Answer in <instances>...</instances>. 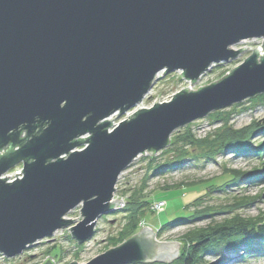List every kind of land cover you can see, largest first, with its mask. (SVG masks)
<instances>
[{"label":"water","instance_id":"obj_1","mask_svg":"<svg viewBox=\"0 0 264 264\" xmlns=\"http://www.w3.org/2000/svg\"><path fill=\"white\" fill-rule=\"evenodd\" d=\"M253 39L263 44L225 77L157 99L109 131L161 71H180L192 87ZM263 50L264 0H0V176L23 168L21 179H0V254L19 256L67 227L78 244L92 238L97 220L125 202L112 198L133 159L264 94ZM79 205L82 220L72 226L65 215ZM178 248L145 227L86 264L169 263Z\"/></svg>","mask_w":264,"mask_h":264},{"label":"rangeland","instance_id":"obj_2","mask_svg":"<svg viewBox=\"0 0 264 264\" xmlns=\"http://www.w3.org/2000/svg\"><path fill=\"white\" fill-rule=\"evenodd\" d=\"M262 44V39H253L233 46L235 50L242 48L249 49L241 51L239 57L233 61L213 65L206 73L193 83L192 87H190L191 83L182 78L181 72L179 71L163 76L160 74L158 80L154 83L152 89L139 106H135L133 109L127 111V113L123 116H117L111 121V131L118 125L119 122L126 120L138 109L152 107L157 99V103L159 104L168 102L174 94L181 90L188 88L192 91H197L200 87L210 85L213 82L220 80L223 78V74L226 75V73L230 72V70H232L235 66L241 64L254 49L260 47ZM248 101L249 99L239 103V105L235 104L214 112L224 113V117L231 115L229 117V125L232 126L234 130H239L249 125L252 121H258L264 117V106L252 107ZM235 106L240 107L234 108ZM247 107H250L253 110L246 112L245 110L248 109ZM212 113L208 114L205 118L196 120L186 126L191 128L196 137L202 138L209 133L212 134L213 131L220 126L219 124L211 123L208 117ZM185 127L174 131L170 136L168 147L160 152H157L151 157L155 159L153 164L161 166L168 163V161L173 160L172 157L175 155L165 153V151H167V149L170 148V144L174 142L176 134L182 132ZM253 141H261L260 143H262V151L257 155H254L251 152L250 154L252 155L227 152L224 156L217 157L215 161H206L203 158L201 150L190 149L188 151V156H190V158L180 167L165 170L162 174H152L153 172H149V179L147 181V188L145 192L148 193L151 201H157V199L165 200L167 204L165 210L160 215H146V226L155 229L162 223L165 224L170 220H174L179 217L181 211L185 209L188 203H191V201L197 196V193L202 192L198 188L188 190V187H183L176 190L174 187L170 186L191 182L203 183L211 179H215L221 175L223 167L234 171H250L254 168H258V166H262V171H260L257 177L253 178L252 182H248L247 180L239 184L237 187L212 192L208 198L205 199L204 206L213 207L219 212H228L232 204L233 197L242 198L261 195L259 197L260 199L256 200L254 204L238 211V213L245 217H256L259 214H264V133L255 135L253 137ZM151 158H138L134 164L121 174L116 186L117 197L122 195L126 199L130 190L136 189L141 185L142 179L147 173ZM20 169L23 170L22 165L21 167L14 166L5 174H13L15 171ZM8 183L10 182L8 181ZM80 208L81 205L77 206L65 215L66 219L74 220L71 222L72 226L82 220ZM227 216V214H220L215 218L221 220L223 217ZM123 217L124 214L122 212H115L111 217H100L97 220L93 237L83 244H78L74 239H72L68 227L58 230L51 237L43 239L26 248L19 256L9 259L0 254V264H42L47 258H50L53 264H70L72 262L86 264L98 255L113 248L110 247L108 243L111 238L117 237L118 232L125 224L126 221ZM110 221H114L113 224H111ZM206 222L207 219H202L190 223L179 224L162 231L160 236L155 237V240L157 243H179V241H181V236H183L189 229L193 227H202L206 224ZM255 244L256 243H251L252 249L244 245H240L237 248L230 250L215 248V250L209 252V255H207L204 259L207 264H264V252L261 253L254 250L253 248L256 246L252 245ZM179 255L180 251L178 252V256L175 259H172L169 263H155L171 264L178 259Z\"/></svg>","mask_w":264,"mask_h":264},{"label":"trees","instance_id":"obj_3","mask_svg":"<svg viewBox=\"0 0 264 264\" xmlns=\"http://www.w3.org/2000/svg\"><path fill=\"white\" fill-rule=\"evenodd\" d=\"M226 75L223 74V77ZM248 103L252 107L264 106V94L258 95L255 98L249 99ZM239 105V104H236ZM250 106V107H251ZM240 107V106H235ZM247 107L245 110L249 112L253 110ZM231 115L224 117V113H212L208 118L211 123L219 124L212 134L204 137H196L189 126H186L182 132L176 134L174 142L170 144V148L165 153H171L172 161L161 166L155 165L153 158L150 159L147 173L142 179L141 185L129 191L126 198L124 209L118 211L124 214L125 224L118 232L117 237L111 238L108 245L116 247L137 235L140 231V223L145 224L147 214H154L151 211V205L155 201L149 199L147 181L149 172L152 174H162L165 170L180 167L190 156V149L201 150L203 158L206 161H215L219 156H224L227 152L242 153L248 155H257L262 151L261 141H253V137L257 134L264 133V117L258 121H252L246 127L239 130H234L229 125ZM250 152L252 154H250ZM194 158V157H193ZM192 159V158H191ZM221 175L215 179L206 182H191L173 185L176 190L183 187H188V190L198 188L201 193L188 203L184 210L181 211L179 217L170 220L167 223L159 225L157 237L161 232L177 226L179 224L190 223L197 220L207 219V222L202 227H193L181 236L180 255L176 261L171 264H207L205 257L215 248L235 249L240 245L248 246L252 249L251 243H256L254 250L264 252V214H259L256 217H245L238 211L251 206L260 199L261 195L255 197H233L232 204L228 212H219L213 207L204 206V201L212 192L222 191L228 188L237 187L244 181L252 182L254 177L262 171V166L254 168L250 171H234L223 167ZM200 187V188H199ZM169 188V187H167ZM165 188V189H167ZM125 194V193H124ZM159 201V199H157ZM220 214H227L221 220L215 217ZM160 215V214H159ZM81 247V246H79ZM61 250V249H60ZM49 253V252H48ZM62 254V252H61ZM139 264H163V263H139Z\"/></svg>","mask_w":264,"mask_h":264},{"label":"bare ground","instance_id":"obj_4","mask_svg":"<svg viewBox=\"0 0 264 264\" xmlns=\"http://www.w3.org/2000/svg\"><path fill=\"white\" fill-rule=\"evenodd\" d=\"M179 72H180V71H179ZM163 73H164V71H161V72L158 74V78H159V75H160V74H163ZM181 76H182V75H181ZM157 80H158V79H157ZM157 80H156V81H157ZM156 81H155V82H156ZM177 93H178V92H177ZM174 95H175V94H174ZM174 95H173V96H174ZM173 96H172V97H173ZM145 97H146V96H145ZM170 100H171V99H170ZM141 103H142V102H141ZM127 119H128V118H127ZM24 136H25V132H22V136H21V137L23 138ZM87 137H89V134L84 135V136L82 137V139L87 138ZM82 148H83V147H78V148H76V150H77V151H80V150H82ZM143 154H144V155L140 154V155H138L135 159H133V161L130 163V165H129L127 168H129L132 164H134V163L137 161L138 158H139V159H142L143 157H147V158H149V157L151 158V157H152V156L149 155L147 152H144ZM155 154H156V153H155ZM153 155H154V154H153ZM16 167H21V165L17 164ZM127 168H126V169H127ZM126 169H125V170H126ZM125 170H124V171H125ZM124 171H123V172H124ZM123 172H122V173H123ZM122 173H121V174H122ZM121 174L119 175L118 180H119ZM4 178H5V173L2 174V175L0 176V179H4ZM15 180H16V178H15L14 180H12L10 183H12V182L15 181ZM118 180H117V182H118ZM5 182L8 183V180H5ZM116 186H117V184H116ZM116 186H115V187H116ZM118 195H119V194H118ZM116 197H117V189L115 190V192H114V194H113L112 202L115 201ZM121 198L124 199L125 197L121 195ZM165 202H166V201H165ZM166 204H167V203H166ZM125 205H126V199H125V204H124V206H123L122 209H124ZM164 210H165V209H164ZM118 211H120V210H117V211H114V210H113L112 214H110V215H108V216L111 217V216L114 215L115 212H118ZM154 214H155V213H154ZM160 214H161V213H160ZM156 215H159V214H156ZM108 216H107V217H108ZM139 227H140V230H142V229L145 228V227L151 229L152 232L154 233V238L157 236V233H158V230H159V227H156V228H155V229H156V232H155V229L146 226V224H144V223H140ZM95 229H96V227H95ZM95 229H94V233H95ZM139 232H140V231H139ZM93 235H94V234H93ZM92 237H93V236H92ZM90 239H91V238H90ZM155 239H156V238H155ZM87 241H88V240H87ZM178 244L180 245V248H178V252H179V251L181 250V246H182V245H181V241H179ZM113 248H114V247H113ZM1 255H2V254H1ZM2 256H3V255H2ZM3 257H4V256H3ZM5 258H6V257H5ZM50 261H51V260H50ZM51 262H52V261H51ZM52 263H53V262H52Z\"/></svg>","mask_w":264,"mask_h":264},{"label":"built area","instance_id":"obj_5","mask_svg":"<svg viewBox=\"0 0 264 264\" xmlns=\"http://www.w3.org/2000/svg\"><path fill=\"white\" fill-rule=\"evenodd\" d=\"M109 131H111V129H109ZM22 170H17L15 171L13 174H5V177L8 176L9 178L7 179L9 182H11L12 180H14V178H21L22 177V173H19L16 177H15V173L16 172H21ZM121 196L116 197V199L118 200H122L125 201V198L122 199L120 198ZM115 199V200H116ZM125 202L120 203L118 206H116L113 210L117 211V210H121L124 206ZM166 207V202L165 200H159V201H155L152 205H151V211L155 214H160L164 211Z\"/></svg>","mask_w":264,"mask_h":264},{"label":"flooded vegetation","instance_id":"obj_6","mask_svg":"<svg viewBox=\"0 0 264 264\" xmlns=\"http://www.w3.org/2000/svg\"><path fill=\"white\" fill-rule=\"evenodd\" d=\"M21 136H22V132H21ZM21 139H22V137H21Z\"/></svg>","mask_w":264,"mask_h":264}]
</instances>
